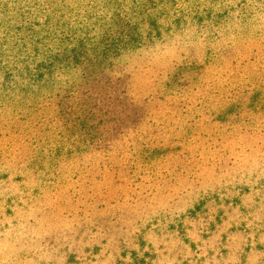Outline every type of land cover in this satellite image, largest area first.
<instances>
[{
    "label": "rangeland",
    "instance_id": "obj_1",
    "mask_svg": "<svg viewBox=\"0 0 264 264\" xmlns=\"http://www.w3.org/2000/svg\"><path fill=\"white\" fill-rule=\"evenodd\" d=\"M114 1L101 25L156 13L165 43L95 67L88 115L41 68L88 1L0 0V264H264V0H194L179 29L168 0Z\"/></svg>",
    "mask_w": 264,
    "mask_h": 264
},
{
    "label": "trees",
    "instance_id": "obj_2",
    "mask_svg": "<svg viewBox=\"0 0 264 264\" xmlns=\"http://www.w3.org/2000/svg\"><path fill=\"white\" fill-rule=\"evenodd\" d=\"M80 1L82 2L84 0H80ZM87 1L88 3L85 6L87 7V10L85 12L86 19L81 22L80 15L78 14L76 15V19L79 20L77 24L78 26L81 27V30L85 36L83 37L84 39H82L81 45H79L76 33H71L70 31L72 30L70 26L66 23V26L64 27L65 35L67 36L69 35L71 40H68V37L66 39H62L60 43V48L55 49L56 51L51 57V62L49 64V67L41 66V68L45 70L47 73L52 72L51 74L58 73L63 69H69L71 71L76 72L79 75L78 78L79 81L68 83L67 87L69 88L70 86L76 85L77 88L75 90L72 89L68 90V88L63 89L61 91V93L63 92L61 97L68 99L69 96L77 95L85 83L83 87L84 88L83 92L87 97V99L85 100V104L87 105L84 106V104H82V106L86 111L90 110L88 112V115H90L92 113L91 111L92 103L90 102L91 96H88V94L90 93V89L88 87H91L90 84L91 82L89 81V79L92 78L94 74H96V72L94 71L95 67H101L102 69L101 72L106 73L105 69L111 68L112 66L115 65L113 63V60L116 61V59L125 57L127 54H129L131 50L143 49V51L147 52L153 50L157 46H163L165 42L164 40L161 39L163 34L162 31L159 30V28L157 27L158 21H160V19L159 17L157 18L158 15L156 13H153V15L149 16L150 25L153 24L155 26V28H153L154 34L152 32H144V30L143 33L141 32V27L143 26L144 28V26L147 25L148 22L145 20L144 16H141L139 21V27H136L137 30L139 31V34H137L135 37H130V35L127 32L128 27L120 25V22H122L121 11L116 10L114 13L115 14L114 29L116 32H112L111 27L108 26L104 27L103 25H101L103 22H100L97 18L98 14L93 12V9L101 8L104 18H107L108 17L107 13L111 14L114 12L116 1L114 0H107V2H105L104 0H87ZM145 1L149 2L150 0H145ZM162 1L164 0H156V2L159 3ZM168 1L171 3V5H173L174 8H176L175 14L173 16L175 17L174 25L177 26V29L186 25L189 22V20L192 19V14L194 18H198L200 16V13H204L210 7L208 4L205 5L199 2H196L194 7L192 6V1L194 0H180L179 3H178L179 0H168ZM212 1L213 0H211L210 3ZM117 2L120 3L121 0H117ZM183 4H185L184 9L186 14H184V11L182 10ZM145 6L143 4V8ZM203 7L206 8L202 10ZM186 17L187 20L185 22ZM153 18L156 19L152 20ZM81 23L82 25H80ZM78 26L73 27L77 32L79 30ZM166 34L169 37L175 35L174 32H172L171 34L169 33ZM93 35L97 36L96 40L93 39ZM65 41L67 42V44H64ZM157 41L159 42L157 43ZM46 50L47 52L50 51V49H46ZM102 77H105V75H103ZM70 91H72L73 93L67 96L65 93H68ZM67 108L70 109V107L68 106ZM72 114L73 113L71 112H67V113L65 112V115L69 118V120L67 121V124L70 126V128H67L68 129L67 131L69 132H71L72 130L75 131L79 130L74 120H72L70 117ZM84 114L87 115L86 113ZM61 115H63V112L62 109H59L58 115L56 117L58 116L60 117ZM87 128L90 130V126H88ZM76 136H77L76 139L77 145L86 146L85 150L87 151L96 150L93 147L94 146L93 141L85 140L81 142L85 138H83L80 135V133H77ZM36 167L37 165H33L32 169L35 170Z\"/></svg>",
    "mask_w": 264,
    "mask_h": 264
}]
</instances>
